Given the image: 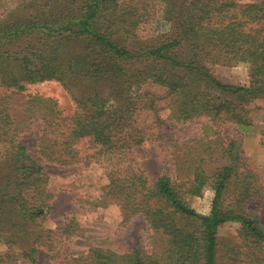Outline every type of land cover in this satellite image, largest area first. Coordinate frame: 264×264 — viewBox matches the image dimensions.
Returning a JSON list of instances; mask_svg holds the SVG:
<instances>
[{
  "label": "trees",
  "instance_id": "16d2710c",
  "mask_svg": "<svg viewBox=\"0 0 264 264\" xmlns=\"http://www.w3.org/2000/svg\"><path fill=\"white\" fill-rule=\"evenodd\" d=\"M240 64L248 85L216 71ZM49 81L70 93L72 115L39 95L14 111V96ZM262 97L264 0H0V264H36L40 249L56 264H264V169L222 133L252 126ZM34 120L39 154L60 169L93 141L84 164L100 170L87 199L97 221L115 212L118 231L141 216L162 251H118L76 215L44 225L59 190L21 141ZM146 143L170 152L173 176L149 179L134 152ZM206 193L201 214L189 201ZM227 223L238 233L221 240Z\"/></svg>",
  "mask_w": 264,
  "mask_h": 264
},
{
  "label": "rangeland",
  "instance_id": "374dc122",
  "mask_svg": "<svg viewBox=\"0 0 264 264\" xmlns=\"http://www.w3.org/2000/svg\"><path fill=\"white\" fill-rule=\"evenodd\" d=\"M216 71L232 84H249V68L245 64L234 67L219 65L216 66ZM4 90L5 88L2 89V91ZM23 94L25 97H21V95L13 97L14 111L17 114L22 115L28 95H39L53 99L65 116L72 115L76 109V104L70 93L57 81L29 85ZM250 118L254 124L248 127L247 130L227 124L223 126L222 133L228 137L241 138L245 155L251 162L264 169V97L252 103ZM42 128V121L34 120L30 129L22 133L21 141L27 146L29 153L33 157L44 161L47 172L56 175L53 178V182L59 191L53 201V210L44 225L51 227L56 224H63L66 218L76 215L82 223L87 224L88 233L94 239L99 238L105 245L111 246L118 251L136 248L147 252L162 251L166 240L160 235H152L147 229L146 220L141 216L134 217L127 225L119 228L118 231L114 228V225H111V219L117 216L115 212H112L110 217L107 216L101 222L97 221L95 217L97 212L94 210L91 201L87 199L90 193L99 191L94 186V180H96V175L100 170L94 163L84 164L86 156L92 155L97 149L93 141L91 139H83L78 143L80 156L83 159L80 164L60 169L57 165L46 162L39 154V140ZM134 152L150 180L153 181L163 174L174 175V161L168 150L162 149L155 144L146 143L134 148ZM212 199L213 194L206 193L202 197L191 198L189 203L197 212L208 214L211 211ZM257 213L264 224V202ZM185 222L191 224L192 220H185ZM239 227V224L236 223H227L220 226L218 231L219 238L221 240L234 238L238 233ZM36 264H56V262L52 258L51 253L40 249Z\"/></svg>",
  "mask_w": 264,
  "mask_h": 264
}]
</instances>
